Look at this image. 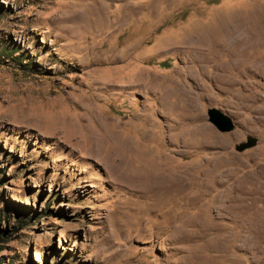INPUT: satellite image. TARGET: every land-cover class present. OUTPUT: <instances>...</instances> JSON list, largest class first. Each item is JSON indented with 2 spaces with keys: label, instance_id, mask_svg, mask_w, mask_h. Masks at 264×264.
<instances>
[{
  "label": "rangeland",
  "instance_id": "rangeland-1",
  "mask_svg": "<svg viewBox=\"0 0 264 264\" xmlns=\"http://www.w3.org/2000/svg\"><path fill=\"white\" fill-rule=\"evenodd\" d=\"M0 264H264V0H0Z\"/></svg>",
  "mask_w": 264,
  "mask_h": 264
},
{
  "label": "bare ground",
  "instance_id": "bare-ground-1",
  "mask_svg": "<svg viewBox=\"0 0 264 264\" xmlns=\"http://www.w3.org/2000/svg\"><path fill=\"white\" fill-rule=\"evenodd\" d=\"M253 31V30H252ZM185 101H188V97L185 96ZM130 146V145H128ZM128 147V152L131 154V158L137 159L140 164L141 173L138 175L137 178L134 179L135 183H145L149 186L154 188H151L152 190H161L167 186H162L163 183H172L171 187H175L176 185V174L175 172L169 168V169H162L160 165H158L152 157V153L145 152L143 153L141 150L135 149L132 152L131 148ZM160 158V157H159ZM143 159H146L145 162ZM145 163V164H144ZM182 179V178H181ZM179 181H182V180ZM186 181V179H185ZM184 181V183H185ZM187 182V181H186ZM170 185V184H169ZM184 185V184H183ZM183 187V186H182ZM181 187V188H182Z\"/></svg>",
  "mask_w": 264,
  "mask_h": 264
},
{
  "label": "water",
  "instance_id": "water-1",
  "mask_svg": "<svg viewBox=\"0 0 264 264\" xmlns=\"http://www.w3.org/2000/svg\"><path fill=\"white\" fill-rule=\"evenodd\" d=\"M208 122L212 124L219 132L228 133L234 129L232 120L215 108L208 109L207 111ZM254 139H249L245 143H240L235 147V150L239 153L254 146Z\"/></svg>",
  "mask_w": 264,
  "mask_h": 264
}]
</instances>
